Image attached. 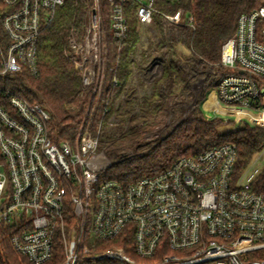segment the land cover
I'll use <instances>...</instances> for the list:
<instances>
[{
    "label": "built area",
    "instance_id": "built-area-1",
    "mask_svg": "<svg viewBox=\"0 0 264 264\" xmlns=\"http://www.w3.org/2000/svg\"><path fill=\"white\" fill-rule=\"evenodd\" d=\"M87 1L84 33L72 32L69 47L81 75L80 97L88 92L90 99L75 140L55 143L50 114L11 83L24 71L38 75L40 35L65 0H0V227L6 233L0 264L9 263L6 237L18 264H264V148L243 169L236 144L228 142L133 182L105 177L139 154L100 149L103 120L116 124L127 111L131 117L145 97L132 80L136 65L116 94L127 14L132 10L137 20L135 51L148 40L146 32L157 34L155 16L192 28L194 17L181 6L186 0L167 1L179 5L174 12L157 0ZM218 65L224 75L208 93L264 129V5L239 16ZM117 240L122 244L106 246Z\"/></svg>",
    "mask_w": 264,
    "mask_h": 264
},
{
    "label": "trees",
    "instance_id": "trees-1",
    "mask_svg": "<svg viewBox=\"0 0 264 264\" xmlns=\"http://www.w3.org/2000/svg\"><path fill=\"white\" fill-rule=\"evenodd\" d=\"M167 1L169 3V0H157V6L165 11H176L179 5H169ZM262 5L264 0H186L181 6L192 13L194 28L167 25L155 16L156 38L149 45L152 50L143 51L142 56L150 57L152 62L159 65L160 75L153 80L151 91L140 102L137 113L131 117H128L131 114L129 111L124 115L118 114V122L113 125L107 122V118L103 120L100 149L105 148L109 155L119 157L121 152L131 148L140 151L152 142H155V146L117 163L105 173L106 178L122 183L133 182L167 169L179 157L194 156L228 142L236 144L237 167L243 169L255 154L263 150V128L243 122L238 127L228 129L226 127L232 125L231 121L225 122L219 118L209 120L199 117L197 112H192L166 136L148 141L147 135L153 127L165 124L175 107L186 102L188 86L196 77H205L207 71L211 70V75L207 77L208 92L217 86L224 75L221 67L217 69L222 46L234 35L239 16ZM89 6L87 0H65V4L57 10L53 23L40 35L38 75L24 71L11 83L14 91L21 93L31 103L41 105L50 114L49 133L55 143L75 140L84 114V111L76 113L72 109L78 104L82 85L81 75L75 69L77 57L69 47V36L72 32L79 36L84 33ZM127 17L129 32L120 51L117 95L125 90L133 73L135 50L140 41L132 10ZM178 48L187 50L188 55H180ZM211 114L249 117L244 111L226 109ZM5 234L0 227V240ZM7 238L4 239V249L9 258L8 264H18L19 256ZM131 241L127 240L128 243ZM120 244L117 240L106 246Z\"/></svg>",
    "mask_w": 264,
    "mask_h": 264
},
{
    "label": "rangeland",
    "instance_id": "rangeland-1",
    "mask_svg": "<svg viewBox=\"0 0 264 264\" xmlns=\"http://www.w3.org/2000/svg\"><path fill=\"white\" fill-rule=\"evenodd\" d=\"M145 35L148 37V40H145L141 45L140 51H137L138 59L136 62V67L134 69V72L136 73L137 77L132 79L133 82L139 85L142 97L146 96V91L148 89V87H146V84L149 85V83L152 80H154L157 76L160 75L159 65L152 62L150 57L142 56L143 51L152 50V48L149 45L152 44L156 38L153 37L154 34L151 33L148 35V33L146 32ZM178 51H180V55L181 54L188 55V51L185 50L184 48H178ZM109 53H111V51H109ZM218 68L219 66L217 67V69ZM207 82H208L207 77L206 78L203 76L196 77L193 80V82H191V84L188 86V96L186 97V102L182 106H178L173 109V112L169 114L168 118H166L165 124H160L159 126H155L153 127V129H151V131L148 132L147 134L148 141L166 136L167 133L173 131L179 125V123L181 121H184L192 112H197L196 115H198L199 117L200 116L204 117L209 120L214 118H219L225 122L231 121L232 125H227L228 127H226L228 129L232 127H238L243 122L246 123L245 117H233V116L228 117V116L211 114V113H220L222 110H225L226 108H223L218 103H216V101L214 100V93H208ZM89 99H90L89 93L85 92L84 95L78 97V104L74 105L72 109H74L76 113L78 111L79 113L80 111L81 112L85 111ZM127 107H129V105ZM149 150H150L149 145H146L144 149L139 151V154L145 153ZM128 151L132 153H136L137 150L135 148H131L123 152L129 153ZM138 155H134L130 158L136 157Z\"/></svg>",
    "mask_w": 264,
    "mask_h": 264
},
{
    "label": "bare ground",
    "instance_id": "bare-ground-1",
    "mask_svg": "<svg viewBox=\"0 0 264 264\" xmlns=\"http://www.w3.org/2000/svg\"><path fill=\"white\" fill-rule=\"evenodd\" d=\"M249 115V114H248ZM250 118H252L250 115H249Z\"/></svg>",
    "mask_w": 264,
    "mask_h": 264
},
{
    "label": "water",
    "instance_id": "water-1",
    "mask_svg": "<svg viewBox=\"0 0 264 264\" xmlns=\"http://www.w3.org/2000/svg\"><path fill=\"white\" fill-rule=\"evenodd\" d=\"M181 122H182V121H181ZM181 122H180V123H181ZM180 123H179V124H180Z\"/></svg>",
    "mask_w": 264,
    "mask_h": 264
}]
</instances>
